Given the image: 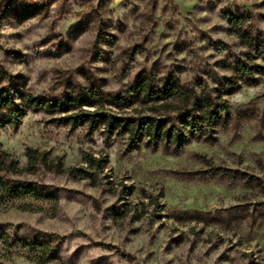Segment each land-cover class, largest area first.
Segmentation results:
<instances>
[{"label": "rangeland", "instance_id": "obj_1", "mask_svg": "<svg viewBox=\"0 0 264 264\" xmlns=\"http://www.w3.org/2000/svg\"><path fill=\"white\" fill-rule=\"evenodd\" d=\"M231 18L264 37V0L1 5L0 72L19 91L62 102L94 90L104 101L84 110L176 125V113L134 94L148 80L193 88L227 111L204 139L180 146L64 123L74 109L29 113L1 131L0 150L19 170L28 150L46 159L36 174L13 179L55 199L0 202V264H264V64L252 61L262 71L249 79L235 72L249 51L230 34ZM25 242L48 247L31 251Z\"/></svg>", "mask_w": 264, "mask_h": 264}, {"label": "trees", "instance_id": "obj_2", "mask_svg": "<svg viewBox=\"0 0 264 264\" xmlns=\"http://www.w3.org/2000/svg\"><path fill=\"white\" fill-rule=\"evenodd\" d=\"M9 0H2V10L8 5ZM230 34L237 37L242 46L249 51L248 62H238L235 72L242 78L249 79L255 74H260L262 67L256 63L250 64L256 59H262L264 64V37L253 35L244 30V18H231L229 20ZM0 132L7 128H18L23 119L29 113L39 112H69L70 109L80 110L77 114L63 118L64 123H78L86 121L90 125L102 124L105 129L111 132L128 134L130 139L135 141L139 138H147L151 141H166L170 145L180 146L188 140H197L206 137L208 129L219 123L222 113L227 111L226 102L222 106L215 104L214 100L207 94H199L193 88L172 85L167 88H153L148 80H140L134 94L141 97L145 104L155 106L159 104L165 109V115L176 113V125L170 122L169 118L157 119L144 117L140 119L110 116L105 112L92 113L83 108H92L104 101L102 94L92 91H80L78 94L67 98L62 102H54L47 98H38L29 92H22L16 89L15 78L7 72H0ZM114 105L126 103V99L112 98ZM72 107V108H70ZM169 107V108H167ZM158 111V108H154ZM169 122L171 123L169 126ZM27 166L18 169L16 162L4 151L0 150V202L20 201L27 198L38 201H50L55 199L45 189L33 183L21 182L13 179L22 174L34 175L39 165L46 163L45 156H41L36 150H28ZM100 162L89 158L87 164L90 168H100ZM59 169V172L62 171ZM86 170H79L85 177H88ZM65 173L73 175V171L66 170ZM19 209L27 211L30 206L21 205ZM48 247V245L25 242L24 248L35 250ZM49 250V249H48Z\"/></svg>", "mask_w": 264, "mask_h": 264}, {"label": "water", "instance_id": "obj_3", "mask_svg": "<svg viewBox=\"0 0 264 264\" xmlns=\"http://www.w3.org/2000/svg\"><path fill=\"white\" fill-rule=\"evenodd\" d=\"M0 7H1V4H0Z\"/></svg>", "mask_w": 264, "mask_h": 264}]
</instances>
